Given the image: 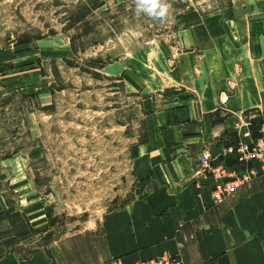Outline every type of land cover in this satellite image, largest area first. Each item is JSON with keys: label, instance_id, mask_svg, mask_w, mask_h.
I'll use <instances>...</instances> for the list:
<instances>
[{"label": "rangeland", "instance_id": "374dc122", "mask_svg": "<svg viewBox=\"0 0 264 264\" xmlns=\"http://www.w3.org/2000/svg\"><path fill=\"white\" fill-rule=\"evenodd\" d=\"M159 2L163 17L143 0H0V246L94 264L105 217L155 184L137 164L163 158L160 129L174 139L202 122L214 59L258 45L247 31L264 23V0ZM211 115L221 155L264 133L254 111Z\"/></svg>", "mask_w": 264, "mask_h": 264}, {"label": "crops", "instance_id": "0c3cea01", "mask_svg": "<svg viewBox=\"0 0 264 264\" xmlns=\"http://www.w3.org/2000/svg\"><path fill=\"white\" fill-rule=\"evenodd\" d=\"M241 33L245 38L246 31ZM253 34L259 38L258 45L251 42L234 55L224 53L214 59L215 70L210 67L213 72L202 84V91L216 83L218 91L208 94L205 106L197 108L205 115L203 121L184 122L174 139L160 129L163 135L156 138L163 144V158L147 169L137 164L138 179H151L155 184L142 198L105 217V252L94 264H110L112 258L130 264L165 255L180 257L184 264H264V179L251 174L232 195L217 200L216 178L202 171L199 160L207 153L212 167H224L228 172L241 169L222 158L224 146H220L212 124L211 114L216 111H254L258 114L256 126L264 128V23L247 31L249 37ZM231 45L234 48L236 44L232 41ZM236 76H244L245 84H237L236 92H230L229 80ZM223 126L227 128L229 123L225 120ZM152 144L149 136L145 147ZM5 209L2 200L0 224L8 225L1 217ZM11 246H0V264H51L42 248L21 255Z\"/></svg>", "mask_w": 264, "mask_h": 264}, {"label": "built area", "instance_id": "2783aa9c", "mask_svg": "<svg viewBox=\"0 0 264 264\" xmlns=\"http://www.w3.org/2000/svg\"><path fill=\"white\" fill-rule=\"evenodd\" d=\"M225 160L234 161L238 165H241V169L229 171L225 168L218 169L212 167L210 164V156L207 153H203L200 157V165L202 171L210 173L216 179H222L223 181L216 186L214 197L217 200L224 199L232 195L235 190L244 182L249 181L250 175L256 173L260 174L264 179V133L261 138L251 140L246 143H240L235 148H227L222 152ZM258 168V172L257 169ZM112 264H128L123 263L119 259L114 258ZM180 258L171 256H160L151 260L137 261L130 264H182Z\"/></svg>", "mask_w": 264, "mask_h": 264}, {"label": "clouds", "instance_id": "9594fccd", "mask_svg": "<svg viewBox=\"0 0 264 264\" xmlns=\"http://www.w3.org/2000/svg\"><path fill=\"white\" fill-rule=\"evenodd\" d=\"M142 6L145 7L150 14L157 17H163L168 12V6L159 2V0H143Z\"/></svg>", "mask_w": 264, "mask_h": 264}, {"label": "bare ground", "instance_id": "6f19581e", "mask_svg": "<svg viewBox=\"0 0 264 264\" xmlns=\"http://www.w3.org/2000/svg\"><path fill=\"white\" fill-rule=\"evenodd\" d=\"M43 218H44V216H43Z\"/></svg>", "mask_w": 264, "mask_h": 264}]
</instances>
